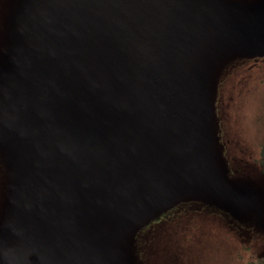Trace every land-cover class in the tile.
<instances>
[{"label":"water","instance_id":"obj_1","mask_svg":"<svg viewBox=\"0 0 264 264\" xmlns=\"http://www.w3.org/2000/svg\"><path fill=\"white\" fill-rule=\"evenodd\" d=\"M88 4L99 25L79 27L94 35L73 43L82 59L94 58L85 74L70 60V24L51 31L48 24L58 12L75 15ZM47 7L53 11L42 13ZM11 28L17 60L27 64L0 71V139L7 132L17 137L24 156L0 264L33 260L40 248L56 264H121L104 252L119 251L127 233L132 239L147 231L150 219L184 201L187 184L223 193L196 151L202 138L210 139V117L189 59L200 45L224 41L252 58L264 44V16L214 0H34L14 15ZM127 119L144 123L142 137ZM138 145L139 155L130 157ZM164 153L193 164L159 165ZM71 213L87 234L78 231L77 241ZM50 226L72 247L53 252L42 243Z\"/></svg>","mask_w":264,"mask_h":264},{"label":"rangeland","instance_id":"obj_2","mask_svg":"<svg viewBox=\"0 0 264 264\" xmlns=\"http://www.w3.org/2000/svg\"><path fill=\"white\" fill-rule=\"evenodd\" d=\"M32 1L0 0V71L13 62L19 69H24L27 64L17 60L11 20ZM214 1L239 14L248 12L254 19L261 20L264 16L261 9L264 0ZM88 7L90 9L77 8L75 15L64 16V12H58L48 24L50 31L63 22L70 24L65 27V34L74 35L69 40L70 60L85 74L92 69L94 58L87 56L82 59L73 43L75 45L94 35L89 33L90 30L84 35L86 33L79 32V27L91 29L99 25L94 10L89 4ZM41 11L48 13L53 10L47 7ZM63 56L61 51L63 61H68ZM189 61L190 69L198 73L204 85L203 98L210 117V139L202 138L196 151L204 157L206 171L217 178L223 193L214 191L212 194L208 189L195 191L187 184L188 191L181 195L185 197L184 201L168 210L172 216H164L132 239L127 233L119 251L104 252L115 262L251 264L264 258V173L258 164L264 146V44L260 53L247 59L233 42L204 43L190 55ZM103 67L107 69L104 64ZM142 113L144 119L148 118L149 112L145 107ZM127 122L142 137L144 123L130 119ZM23 146L21 140L9 132L0 139V238L5 233L10 204L14 199L15 175L23 172ZM139 152L138 145L130 157L139 155ZM174 155H160L159 165L193 164ZM198 183L204 185L205 179H198ZM36 253L33 260L28 258L16 263L56 264L48 249L40 248Z\"/></svg>","mask_w":264,"mask_h":264},{"label":"flooded vegetation","instance_id":"obj_3","mask_svg":"<svg viewBox=\"0 0 264 264\" xmlns=\"http://www.w3.org/2000/svg\"><path fill=\"white\" fill-rule=\"evenodd\" d=\"M65 210H67L66 209V207H63ZM68 208V207H67ZM172 216V212L171 211H169V212H167V213H162V214H160V215H158L157 217H153L152 219H150L151 220V222H150V224L149 225H147V227H146V229H148V228H150V227H152V225L151 224H153V223H155V222H157V221H159V220H161L164 216ZM52 216V218H53V220H55L56 219V217H57V215H56V213L55 214H52L51 215ZM44 217H45V214H44ZM58 217H59V215H58ZM67 219H69V220H71V224H72V222H73V226H75V228L73 229V230H69L70 232H71V234L73 235V239L75 240V241H77L78 240V231L80 230V229H78V227H77V222H76V217H75V213H71V216H68V218ZM66 225H67V227H68V229H70V222H68V220H67V223H66ZM52 226H50L49 228H47V230L45 231V233L46 234H43L42 235V243L44 242V244L46 243V246H48V247H50V249L53 251V252H60V251H62L66 246H69V247H72V244H73V242L71 241H69L68 239H66V238H64L65 236H63V234H59V232L58 231H56L54 234L52 233V231L51 232H49V229L51 228ZM80 233H83L84 235H87L86 233H84V232H82V231H79ZM74 246V245H73ZM68 247V248H69Z\"/></svg>","mask_w":264,"mask_h":264},{"label":"trees","instance_id":"obj_4","mask_svg":"<svg viewBox=\"0 0 264 264\" xmlns=\"http://www.w3.org/2000/svg\"><path fill=\"white\" fill-rule=\"evenodd\" d=\"M258 164L264 173V146L262 147V154L258 158ZM251 264H264V258L256 259Z\"/></svg>","mask_w":264,"mask_h":264}]
</instances>
